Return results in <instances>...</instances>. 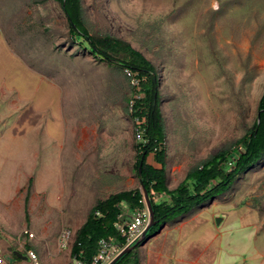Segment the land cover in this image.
Instances as JSON below:
<instances>
[{
  "label": "rangeland",
  "instance_id": "374dc122",
  "mask_svg": "<svg viewBox=\"0 0 264 264\" xmlns=\"http://www.w3.org/2000/svg\"><path fill=\"white\" fill-rule=\"evenodd\" d=\"M81 5L90 34L128 41L157 71L169 188L213 154L235 151L264 91V0ZM68 29L59 0H0V246L10 261L13 250L32 248L47 263L66 264L56 244L63 226L76 233L99 200L142 190L134 90L116 62L93 56ZM146 159L160 167L152 152ZM252 223L258 236L250 240ZM263 227L264 156L120 264L136 256L138 264H259L252 250L264 253Z\"/></svg>",
  "mask_w": 264,
  "mask_h": 264
},
{
  "label": "trees",
  "instance_id": "16d2710c",
  "mask_svg": "<svg viewBox=\"0 0 264 264\" xmlns=\"http://www.w3.org/2000/svg\"><path fill=\"white\" fill-rule=\"evenodd\" d=\"M59 2L68 21L69 33L74 40L81 43L93 56L109 63L116 62L123 72L125 68L129 69L138 79L141 96L133 98L131 105V96L128 101L130 115L134 121H141L139 127L142 129V139L137 140L136 143L134 167L141 184L148 192L155 223L150 226L145 238L137 243L135 248L156 233L162 225L178 219L195 207L228 191L240 174L253 168L263 158L264 91L257 104V116L251 128L236 141L235 151L224 149L213 154L201 165L188 170L175 187L169 188L163 146V122L159 109V80L154 65L140 50L124 39L90 34L82 19L81 0H59ZM114 53H122L123 57H114ZM131 87L134 90V87ZM151 152L154 154L155 163L160 167L147 162V155ZM31 182L32 178H29V186ZM142 200L143 194L139 187L112 192L99 200L77 229L71 255L81 254L89 257L96 251L100 238L113 239L123 246L124 237L114 225L117 215L124 205L130 212L136 207L143 206ZM153 228H156L155 231H152ZM130 251L120 256L113 264H120ZM132 262L138 264L137 256Z\"/></svg>",
  "mask_w": 264,
  "mask_h": 264
},
{
  "label": "built area",
  "instance_id": "2783aa9c",
  "mask_svg": "<svg viewBox=\"0 0 264 264\" xmlns=\"http://www.w3.org/2000/svg\"><path fill=\"white\" fill-rule=\"evenodd\" d=\"M124 73L128 77L130 85L134 87V92L131 94L130 98L131 105L133 98L141 96V92L138 90V79L136 76L127 68L124 69ZM140 122V120H136L135 122L134 135L136 140L142 139V129L139 127ZM142 202L143 206L136 207L131 212L128 210L127 206H122L121 212L117 215L114 225L120 232L121 236L124 237V245L131 244L134 240L139 238L149 221V211L144 198ZM126 214H130L129 219L126 218ZM25 233L28 236L33 237L32 232H27V230H25ZM74 238L75 232L68 226H63L56 237V244L59 251H66L68 254L69 261L66 264H107L124 246H121L113 239L100 238L97 242L96 251L89 257L81 254L71 255V247ZM23 254L25 255V258H18L13 254L15 259L10 261L5 258L0 246V264H54L43 261L37 251L32 248H27Z\"/></svg>",
  "mask_w": 264,
  "mask_h": 264
},
{
  "label": "water",
  "instance_id": "95a60500",
  "mask_svg": "<svg viewBox=\"0 0 264 264\" xmlns=\"http://www.w3.org/2000/svg\"><path fill=\"white\" fill-rule=\"evenodd\" d=\"M138 170L140 171V165H139V168ZM142 194H143V198L145 200V203L147 205V208H148V211H149V221L148 223L146 224V226L144 227L142 233H141V236L139 238L136 239V241L134 242V244H127V245H124L119 251L118 253H116V255L107 263V264H113L114 262H116V260H118V258L120 256H122L124 253L130 251L131 249L134 248V246L139 243L140 241H142L144 238H145V235H146V232L147 230L150 228L151 225H153L155 223V220H154V213H153V210H152V206H151V203H150V199H149V196H148V192L146 190V188L144 187V185L142 184ZM221 221V218L220 217H217L216 218V223H219ZM13 254L18 257V258H25V255L19 251V250H13L12 251Z\"/></svg>",
  "mask_w": 264,
  "mask_h": 264
},
{
  "label": "crops",
  "instance_id": "0c3cea01",
  "mask_svg": "<svg viewBox=\"0 0 264 264\" xmlns=\"http://www.w3.org/2000/svg\"><path fill=\"white\" fill-rule=\"evenodd\" d=\"M257 226L256 224L254 225V223L250 224L249 226V230L247 231V236L249 237V239L251 240V238L253 239L254 237L258 236L257 234ZM264 228V227H263ZM164 230L162 231L161 234H163ZM161 234H157L153 239H152V242H156L155 243H158L159 242V238L158 236H160ZM218 235V234H217ZM161 242V241H160ZM221 242V240L219 241ZM158 247L156 246L155 249H157ZM256 252L253 256L256 257L257 255V258L260 256V262L259 264H264V253L263 252H260L258 250H252V253ZM263 261V262H262ZM262 262V263H261Z\"/></svg>",
  "mask_w": 264,
  "mask_h": 264
},
{
  "label": "bare ground",
  "instance_id": "6f19581e",
  "mask_svg": "<svg viewBox=\"0 0 264 264\" xmlns=\"http://www.w3.org/2000/svg\"><path fill=\"white\" fill-rule=\"evenodd\" d=\"M264 64V63H263Z\"/></svg>",
  "mask_w": 264,
  "mask_h": 264
}]
</instances>
